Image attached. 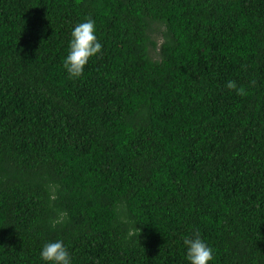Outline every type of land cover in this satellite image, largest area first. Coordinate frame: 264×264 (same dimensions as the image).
Here are the masks:
<instances>
[{
    "label": "trees",
    "instance_id": "trees-1",
    "mask_svg": "<svg viewBox=\"0 0 264 264\" xmlns=\"http://www.w3.org/2000/svg\"><path fill=\"white\" fill-rule=\"evenodd\" d=\"M196 231L264 264V0H0V264H190Z\"/></svg>",
    "mask_w": 264,
    "mask_h": 264
},
{
    "label": "clouds",
    "instance_id": "clouds-1",
    "mask_svg": "<svg viewBox=\"0 0 264 264\" xmlns=\"http://www.w3.org/2000/svg\"><path fill=\"white\" fill-rule=\"evenodd\" d=\"M68 47L69 51L63 61V67L69 78L75 79L82 76L89 59L100 53L103 47L96 37V25L93 19L86 18L85 22L73 27ZM226 87L234 90L239 96L247 95L245 88L238 87L233 80H229ZM50 198L55 199V196L51 195ZM66 217V211L58 213L56 218L51 220V227L55 228L57 224L63 223ZM139 233L140 229L135 225L129 229V237H137ZM183 243L187 249L186 258L190 264H209L213 259V250L201 239L199 231L194 232L191 238L185 237ZM40 257L51 264H71L70 254L60 240L44 244Z\"/></svg>",
    "mask_w": 264,
    "mask_h": 264
}]
</instances>
